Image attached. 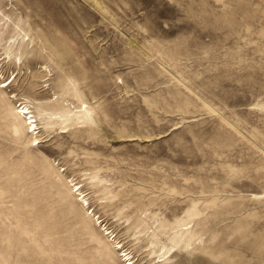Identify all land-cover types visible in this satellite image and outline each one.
<instances>
[{
  "label": "rangeland",
  "instance_id": "1",
  "mask_svg": "<svg viewBox=\"0 0 264 264\" xmlns=\"http://www.w3.org/2000/svg\"><path fill=\"white\" fill-rule=\"evenodd\" d=\"M0 264H264V0H0Z\"/></svg>",
  "mask_w": 264,
  "mask_h": 264
},
{
  "label": "bare ground",
  "instance_id": "2",
  "mask_svg": "<svg viewBox=\"0 0 264 264\" xmlns=\"http://www.w3.org/2000/svg\"><path fill=\"white\" fill-rule=\"evenodd\" d=\"M4 86V85H3ZM22 109H24V107L22 108ZM21 112V111H20ZM22 113L23 114H25V115H27L26 116V118H27V121H30V123H29V126H31V125H33L34 123H35V121L32 119V120H29V119H31L32 118V115H28V114H30V112L26 109L24 112L22 111ZM17 114V113H16ZM28 117H29V119H28ZM31 129L29 128V131H30Z\"/></svg>",
  "mask_w": 264,
  "mask_h": 264
}]
</instances>
